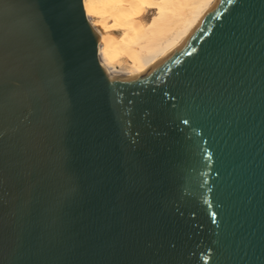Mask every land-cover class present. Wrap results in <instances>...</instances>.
Listing matches in <instances>:
<instances>
[{
	"label": "water",
	"instance_id": "water-1",
	"mask_svg": "<svg viewBox=\"0 0 264 264\" xmlns=\"http://www.w3.org/2000/svg\"><path fill=\"white\" fill-rule=\"evenodd\" d=\"M83 0H0V264H264V0L113 81Z\"/></svg>",
	"mask_w": 264,
	"mask_h": 264
},
{
	"label": "bare ground",
	"instance_id": "bare-ground-1",
	"mask_svg": "<svg viewBox=\"0 0 264 264\" xmlns=\"http://www.w3.org/2000/svg\"><path fill=\"white\" fill-rule=\"evenodd\" d=\"M222 0H83L98 60L113 81L144 76L181 52Z\"/></svg>",
	"mask_w": 264,
	"mask_h": 264
}]
</instances>
